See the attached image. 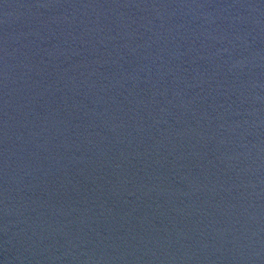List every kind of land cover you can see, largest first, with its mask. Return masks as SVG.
Returning <instances> with one entry per match:
<instances>
[{
    "label": "water",
    "instance_id": "95a60500",
    "mask_svg": "<svg viewBox=\"0 0 264 264\" xmlns=\"http://www.w3.org/2000/svg\"><path fill=\"white\" fill-rule=\"evenodd\" d=\"M0 264H264V0H0Z\"/></svg>",
    "mask_w": 264,
    "mask_h": 264
}]
</instances>
